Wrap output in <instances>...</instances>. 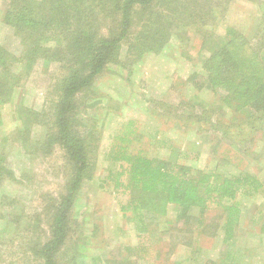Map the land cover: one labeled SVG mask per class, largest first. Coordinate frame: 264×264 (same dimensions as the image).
<instances>
[{
	"label": "rangeland",
	"instance_id": "374dc122",
	"mask_svg": "<svg viewBox=\"0 0 264 264\" xmlns=\"http://www.w3.org/2000/svg\"><path fill=\"white\" fill-rule=\"evenodd\" d=\"M7 2L0 0V43L20 53L21 41L1 19ZM154 7L164 9L160 18L151 20L153 7L132 12V36L136 30L147 36L148 27L142 25L147 22L155 28L160 19L169 24L171 31L166 46L159 52H145L142 58L134 60L127 44H123L118 60L109 61L90 87L76 96V117L82 118L86 125L79 129L82 133L78 130L79 137L96 165L93 176L82 185L71 208L67 235L55 254L56 261L121 264V258L126 257L127 264H223L229 252L234 256L230 264H264V228L260 232L264 225V194L238 196L243 220L235 241L228 244L212 223L222 214L214 205L203 216L194 211L193 227L178 218L174 204H166L152 223L150 212L145 210L149 213L146 218L149 231H139L143 225L141 219L133 218L131 211L125 214L122 210L133 193L116 191L112 180L107 178L110 171L120 170V163L106 156L116 136L129 126L133 132L137 130L131 143L135 152L170 155L178 148L183 160L196 173L211 169L218 156L229 157L233 173L250 172L264 179V129L256 133L252 142L240 145L230 137L222 135L220 139L219 133L216 137L206 119L201 118L202 108L207 113L213 109L219 112L208 118L216 120L223 112L220 105L224 106L220 101L224 91L214 89L205 72L209 51L203 48L204 34L195 25L182 23L175 8H165L160 0ZM118 9L111 6L108 17H119ZM221 9L218 7L215 17L202 25L209 23L215 34L225 33L228 26L254 34L264 13V0H229L226 10L221 13ZM151 32L158 33L156 28ZM60 72L57 62L47 69L38 63L16 89L11 102L1 107L0 149L6 153L15 178L7 179L0 189V264L40 263L37 247L51 235L57 206L76 167L60 142L48 139L44 144L40 142L39 147V142L24 147L14 133L16 127L24 125L18 120L19 106L37 110L44 119L39 117L38 121H52L47 110H51L57 96L53 85ZM164 111L169 113L164 115ZM22 114L26 119L32 117L26 111ZM44 129L39 127L41 135ZM87 130L90 136L86 139ZM155 134L167 143L154 139ZM215 137L220 141L218 146H214ZM203 221L204 232L200 226Z\"/></svg>",
	"mask_w": 264,
	"mask_h": 264
},
{
	"label": "trees",
	"instance_id": "16d2710c",
	"mask_svg": "<svg viewBox=\"0 0 264 264\" xmlns=\"http://www.w3.org/2000/svg\"><path fill=\"white\" fill-rule=\"evenodd\" d=\"M157 1L8 0L4 8L2 22L13 29L21 41L22 50L14 53L0 43V123L2 105L11 102L16 89L36 65L41 62L43 68L47 69L54 62L59 63L61 72L53 85L57 96L53 99L51 110H47L52 121H38L39 117L43 118L39 116L40 113L37 114V110L19 106L18 120L24 125L16 127L14 133L17 142L24 147L28 143H32V146L38 142L44 144L48 139L60 142L69 160L76 165L65 195L57 206L51 235L37 247L39 264H59L55 254L66 238L71 208L82 185L93 176L96 165L79 137V129L86 125L82 118L76 117V96L90 87L109 61L118 60L123 44H127L134 60L142 58L145 52H159L166 46L171 31L169 24L165 25L160 19L159 26L155 27L157 34H152L151 30L155 28L146 22L142 26L148 27L145 31L149 34L146 36L141 30H136L134 38L132 36V12L153 7L151 20L160 18L164 9H155ZM160 1L165 8H175L180 15L182 13L183 16L178 15L182 23L195 25L204 34L203 48L209 51L204 62L205 72L212 87L224 91L220 100L224 103V106L220 105L223 109L221 115L209 121L208 116L219 111L209 109L213 111L207 113V109L202 108L201 118L206 119L216 137L219 133V138L222 135L230 137L240 145L252 142L256 133L264 129V13L259 17L254 34H246L232 26H228L223 34H215L208 22L207 25L202 23L213 19L218 7H222L221 13L224 12L229 0ZM114 5L119 7V17L109 18L107 10ZM177 25L181 24L178 22ZM25 111L28 113L26 115L32 117H21ZM167 113L164 111V115ZM230 117L233 118L230 120ZM35 125L39 126L33 129ZM39 127H46L42 135ZM127 127L128 130L116 136L106 156L112 162H119L120 170L110 171L107 178L112 180L116 191L133 193L122 205V210L125 214L131 211L133 218L137 216L141 219L143 225L139 231H149L150 223L158 219L157 212L168 203L178 208V218L186 220L191 227L195 210H198L199 216H203L214 205L222 212L218 221L212 222L216 225V231L219 229L224 242H234L243 220V209L237 198L239 195L264 194V179L250 172L233 173L229 157L218 156L211 169L196 173L191 164L183 160L178 148L172 150L173 154L170 155L135 152L131 149V143L137 136V130L133 132ZM85 134L87 139L90 130ZM153 137L156 139L157 135ZM216 137L214 146L220 142ZM156 140L167 143L164 139ZM14 178L15 173L7 155L0 149V189L7 179ZM145 210L150 212V223L146 220L149 213L146 214ZM204 224L205 221L200 223L203 232L206 229ZM263 228L264 225L260 232H263ZM233 257L228 252L222 263L230 264ZM128 262L124 257L119 263Z\"/></svg>",
	"mask_w": 264,
	"mask_h": 264
}]
</instances>
